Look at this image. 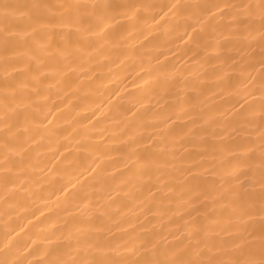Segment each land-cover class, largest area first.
Instances as JSON below:
<instances>
[{
  "label": "snow or ice",
  "instance_id": "1",
  "mask_svg": "<svg viewBox=\"0 0 264 264\" xmlns=\"http://www.w3.org/2000/svg\"><path fill=\"white\" fill-rule=\"evenodd\" d=\"M156 8L134 0H0V185L6 192L25 173L31 149L38 145L34 137L40 135V126H30V121L41 114L40 105L47 104V93L56 86L45 84L46 80L63 84L76 73L88 77L94 68L113 60L112 53L121 50V41L133 34L143 36L150 28L149 18L159 25L156 17L165 8L168 11L161 20L169 12L198 10L192 13L196 26L186 24L181 39L188 38L192 59L199 60L191 70L160 60L152 69L141 68L148 76L144 85L149 91L143 103L137 100L123 120L116 121L120 139L115 148L103 138L106 129L97 133L102 137L103 150H98L96 167L88 178L101 185L100 195L95 201L85 197L87 202L81 205L79 216L61 226L67 235L61 232L63 240L56 237L53 249L60 255L27 264H264V0L172 3L160 6V11H154ZM19 47H25L26 53H19ZM20 64L23 66L17 68ZM82 64L88 66L73 67ZM237 64L244 71L233 79L225 69ZM256 64L260 66L258 75H253ZM236 81L243 85L244 103L229 100L228 107L211 111L202 107L210 97L226 94ZM181 83L183 89L178 87ZM83 84L81 79L75 90ZM212 87L216 91H211ZM62 90L59 88L57 95ZM182 91L183 99L179 95ZM153 97L158 112L148 111ZM170 100L174 101V111L166 110ZM43 115L47 119L52 112L49 109ZM182 117L185 123H180ZM103 118L105 114L97 106L93 120L98 124ZM51 123L49 120L43 125L44 129ZM30 131L34 135H27ZM184 143H195L199 150L180 152ZM112 150L123 172L131 173L118 182L121 170L114 168L111 174L103 171L104 151ZM206 164L210 169L204 168ZM193 169L211 170L221 176V183L201 187L195 183L199 177ZM175 171L187 173L179 184L168 179ZM68 183L75 190L76 186ZM123 189L128 191L120 201ZM62 191L69 194L68 186ZM185 196L188 198L182 199ZM173 200L181 207L187 205L178 218L188 219L176 226L180 237L168 233L173 236L171 243L166 235L142 239L128 236L127 229L118 227L128 223L132 201L140 214H151L155 207L157 215L165 216L167 212L160 209L166 207L165 201L171 204ZM217 212L226 219H216ZM129 227L134 229L131 224ZM34 244L35 240L27 245L29 255L36 251ZM12 257L7 246L0 249V264H24Z\"/></svg>",
  "mask_w": 264,
  "mask_h": 264
},
{
  "label": "bare ground",
  "instance_id": "2",
  "mask_svg": "<svg viewBox=\"0 0 264 264\" xmlns=\"http://www.w3.org/2000/svg\"><path fill=\"white\" fill-rule=\"evenodd\" d=\"M20 2H24V0H20ZM52 2L55 3L57 0H52ZM111 2L127 3L129 0H111ZM134 2L154 4L157 6L154 11H160V6L172 3L206 4L234 2V0H134ZM167 11L168 9L165 8L160 12V16L156 17L160 21L159 25L154 24L150 18L147 20L150 28L144 32L143 36L133 34L131 39L121 41V50L118 53H112L113 60L101 64L98 69L94 68L88 77L81 78L76 73L70 75L63 84H57L55 80L45 81V84L56 86L50 93H47L49 95L47 104L40 105L41 114L37 119L30 121V126H40V135L34 137L38 145H34L31 149V159L30 161L26 160L24 165L25 173L19 176L14 186H8L10 191L6 192L0 185V249L7 246L13 253L12 258H19L24 261V264H27L30 260L53 259L60 255L53 249L57 243L56 237L63 240L61 232L67 235L66 230L61 226L65 222L71 223L72 217L79 216L81 205L87 202L85 197L95 201L100 195L101 185L88 178V173L96 167L94 161L98 150H103L102 137L97 133L101 128L106 129L103 138L114 149L116 142L120 139L116 121H122L123 117L127 115L126 110L132 108L137 100L143 103L142 98L149 91L144 85L148 76L141 71V68L152 69L157 60H160L169 65L191 70L192 65L199 60V57L192 59L188 38L181 39L186 24L191 23L193 27L196 26V16H193L192 13L198 12V10L169 12L168 17L161 20L160 17ZM151 14L152 12H149V16ZM189 17L191 20L188 19ZM124 27H127L128 31H132L127 25ZM187 30L191 32L192 28L189 27ZM145 36L147 37L146 41L144 40ZM17 51L24 54L27 50L25 47H19ZM234 59L238 58L234 57ZM201 63L203 62L201 61ZM22 66V64L16 65L17 68ZM77 66L86 68L88 65H73V67ZM204 67L208 66L204 65ZM255 67L256 71L253 72V75H258L260 66L256 64ZM225 70L231 74L233 79L244 71L240 64H237L235 68L226 67ZM187 74L186 71L185 75ZM153 75H155L154 72ZM0 77H2V72H0ZM81 79L84 80V84L79 87V91H76ZM242 86L240 81H236L234 87L227 88L226 94L210 97L204 101L202 107L206 106L211 111L214 108L228 107L229 100L231 103H235L236 100L244 103V100L241 99L244 93L240 91ZM178 87L183 89L184 85L181 83ZM59 88L63 90L57 95ZM185 91L190 93L191 90ZM185 91L179 94L181 99L184 98ZM211 91H216V89L212 87ZM238 91L239 95L236 94ZM204 95L207 96L208 93L205 92ZM167 99L166 97L165 100ZM159 104L163 105L164 100L159 101ZM173 104L174 101L170 100L166 110L174 111ZM97 106L105 114V118L100 119L98 124L93 120V111ZM236 106L239 107L238 104ZM49 109L52 115L44 119L43 114L47 113ZM148 111H160L155 97L148 105ZM49 120L52 123L48 125L47 129H44L43 125H47ZM180 123H185L183 117ZM191 126L188 125V127ZM120 127H123V123L120 124ZM27 135H34V132L30 131ZM28 143L32 144V141L29 140ZM177 147L179 148V145ZM185 150L195 153L199 150V145L184 143L183 148H179V151ZM104 156L106 162L103 171L111 174L114 168L121 170V176L117 177V182L122 176L131 174L123 172V165L114 150L104 151ZM108 157L112 159L108 160ZM196 158L199 159V157ZM177 166L179 167V161H177ZM204 168L210 169V165L206 164ZM193 171L199 177L195 183L201 187L206 188L221 183V176L214 174L211 170L193 169ZM185 176H187L186 172L181 175L180 171H175L168 179L173 184H179ZM69 181L76 186L75 190L71 188ZM63 186H68L69 194L62 191ZM124 191H128V189L120 191V201L125 199ZM155 191L156 189L153 188V192ZM166 191L167 189H165ZM187 198L185 196L182 199L186 200ZM157 202H159V195ZM195 203L193 201V204ZM135 204V201L129 204L132 212L127 217L128 223L118 225L120 229L128 230V236H140L142 239H147L153 237L154 234L166 235L170 243L173 241V236L168 235L169 232L175 233L177 237L181 236V232L176 231V226L188 219L187 216H184L183 220L178 218L185 211L187 205L181 207L177 200H173L171 204L165 201L166 207L160 210L166 211L167 215L160 216L157 215L158 209L155 207L151 214L147 212L140 214V209ZM124 211L127 212V209ZM216 219L223 221L226 216L217 212ZM169 220H172L173 223H169ZM129 224L133 225L134 229L130 228ZM112 231L117 232V228L114 227ZM184 235L188 234L184 233ZM33 240L36 241V244L32 247L36 251L29 255L28 251L31 249L26 251V248ZM139 242L137 240V244ZM185 243H187V239Z\"/></svg>",
  "mask_w": 264,
  "mask_h": 264
}]
</instances>
